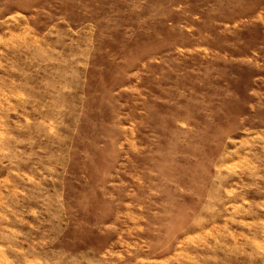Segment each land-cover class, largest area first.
Returning a JSON list of instances; mask_svg holds the SVG:
<instances>
[{"label": "rangeland", "instance_id": "obj_1", "mask_svg": "<svg viewBox=\"0 0 264 264\" xmlns=\"http://www.w3.org/2000/svg\"><path fill=\"white\" fill-rule=\"evenodd\" d=\"M0 264H264V0H0Z\"/></svg>", "mask_w": 264, "mask_h": 264}]
</instances>
